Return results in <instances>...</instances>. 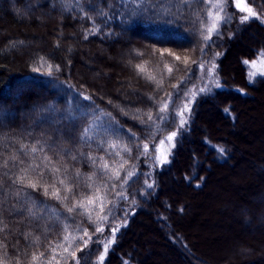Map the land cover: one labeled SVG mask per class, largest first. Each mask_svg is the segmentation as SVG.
<instances>
[{
	"label": "trees",
	"instance_id": "trees-1",
	"mask_svg": "<svg viewBox=\"0 0 264 264\" xmlns=\"http://www.w3.org/2000/svg\"><path fill=\"white\" fill-rule=\"evenodd\" d=\"M246 1L241 23L233 0H0V264H157L135 248L139 219L177 264H264V141L231 132L264 88L244 63L264 53V0ZM209 109L222 131L202 129ZM216 166L248 181L217 217L222 256L192 245L186 217Z\"/></svg>",
	"mask_w": 264,
	"mask_h": 264
},
{
	"label": "rangeland",
	"instance_id": "rangeland-1",
	"mask_svg": "<svg viewBox=\"0 0 264 264\" xmlns=\"http://www.w3.org/2000/svg\"><path fill=\"white\" fill-rule=\"evenodd\" d=\"M237 2L243 4H247L248 7L252 6L246 1V0H233L231 3V7L229 10L236 6ZM224 13L223 17L225 18V10L227 9V6L223 7ZM253 9V8H252ZM44 29L40 30V33H44ZM250 37L255 38L256 34L254 32L250 33ZM243 42L242 40H240ZM240 42V43H241ZM264 54V53H263ZM232 56V55H231ZM232 59V57H230ZM261 61H264V56L260 55L258 59L248 62L249 67V76L251 79H253L256 75L264 74V63ZM255 62V67H253V63ZM118 63L120 65H124L123 59H119ZM214 63H212V66L208 69V76H211L214 70ZM217 69V66H215ZM109 77V75H107ZM17 89L19 88H26V86H29V83L25 84L21 80H17ZM38 87V86H36ZM40 91H46L44 88H41ZM255 96V102L252 104L246 106L254 105L252 110H249L248 112H242V117L238 124L236 126H231V132L240 134L243 132H246V130L251 128L255 132V136L253 138V143L256 147V144L259 145V148L251 147L252 149H263L262 142L264 141V88L261 90L256 91ZM180 103V101H178ZM177 103V104H178ZM217 104V102L215 103ZM164 113L163 117L169 118L172 116L173 113L171 112H165V107L163 106ZM177 114L183 113L182 107H176ZM211 110V109H209ZM212 111V112H211ZM211 111H207L208 116L206 117V123H202L201 127L205 130H211L214 132L215 130H221L224 128V126L220 123V119L215 114L214 109ZM242 111H245L243 109ZM181 117L179 118L178 122L181 124ZM243 135L246 137L247 133H243ZM258 137V139H257ZM256 142V143H255ZM160 152H165V148L161 149ZM242 151H238V155H241ZM255 161L249 162V166H253ZM244 173V172H242ZM241 172L238 173L237 171H231L226 167H215L212 174V179L210 180L207 190L203 193L196 194L194 198H192V204L191 207L188 208L186 212V217L188 219L194 220V225L191 224V229L194 230L196 233L188 230L189 233V239L192 243V245L203 254L206 253L210 256L208 251H211L213 253V256L215 255H224V252H228L233 248V233H229L226 231V224L229 222L226 221L225 224L218 223V215H223L222 211L223 208L226 206L223 204L225 201H228L229 203L235 202L236 200H239L242 197L241 190L244 189L246 185L247 180V174L245 176ZM221 182V183H219ZM223 183V184H222ZM221 184V185H220ZM178 182L173 181L170 182V187L174 190H177L180 192L182 198H188L187 193L184 190L178 189ZM249 187L250 182H249ZM242 199V198H241ZM208 200V203L206 205H203ZM201 203V204H200ZM202 205V206H200ZM229 207L226 206L225 210H227ZM233 216V214H232ZM200 217L206 218L205 223H200L199 219ZM196 218V220H195ZM198 218V219H197ZM208 218H210L208 220ZM234 220L236 219L235 216L233 217ZM138 222L140 223L139 226L136 228H133V233L136 237L135 242L136 250L139 251V247L141 244L143 245V248L145 249L144 255L153 262H156L157 264H177V258L175 257L174 253L167 250L168 248L160 243H158V238L154 235V230L157 229L156 225H149L147 221H142V219H139ZM198 222V223H197ZM235 223V222H234ZM146 224V227H145ZM148 224V225H147ZM233 225V222L231 223ZM237 226V224H236ZM238 227V226H237ZM131 233V231H130ZM236 234V233H235ZM113 239V237H112ZM111 239V240H112ZM235 242V241H234ZM140 252V251H139ZM181 258V257H180ZM179 258V259H180ZM183 261V258H181ZM180 261V260H179ZM181 262V261H180ZM180 264H183L180 263Z\"/></svg>",
	"mask_w": 264,
	"mask_h": 264
},
{
	"label": "snow or ice",
	"instance_id": "snow-or-ice-1",
	"mask_svg": "<svg viewBox=\"0 0 264 264\" xmlns=\"http://www.w3.org/2000/svg\"><path fill=\"white\" fill-rule=\"evenodd\" d=\"M214 6H215V8L217 9V14H216V16L214 17V22H213V24H212L211 27L208 29V31H209L210 33H211L213 30H215V29L217 28V23H216V22H217V21H221V15H220V12L222 11V9H223V7H224V4H223L222 2H218V3H216ZM236 7L240 10V12L245 13V14L242 15L241 18H240V22H241V23H245V22L249 21L252 17L256 16V13L253 11V9H252L251 7H248L246 3L242 5L241 3L237 2ZM208 15H209V17H212V13H211V12H210ZM206 38H207V37H206ZM261 55L264 56V54H261ZM177 59H179V57H177ZM261 62L264 63V61H261ZM244 63H245L246 66L248 65V62H247V61H245ZM252 66L255 67V62L253 63ZM48 68H49V72H51L52 66L49 65ZM137 68H138L139 71H141V72H143V71L145 70L143 65H138ZM250 82H251V81H250ZM203 91H205V89H201V92H203ZM166 107H167V105H165V108H166ZM161 111H164V109L162 108ZM185 111H190V109L187 107V105H185ZM181 115H183V113H181ZM149 119H151V116H149ZM160 119L164 120V119H166V117H163V116H162V117H160ZM181 123L183 124L184 121L182 120ZM176 135H177V134H176L175 132H173L170 136H168L167 139H168L169 141H172ZM144 147H145V149H147L148 145H145ZM32 151L35 152L36 149L33 148ZM164 162H165V161H161V163H164ZM105 167H107V165H105ZM20 179L23 180V177H21ZM61 183H63V181H61ZM31 187H32L33 189H35L36 185H35V184H31ZM149 187H151V185H149ZM45 193L47 194V189H45ZM52 195L56 196L57 199L60 198L58 192H54V193H52ZM89 203L91 204L92 201L90 200ZM69 211L71 212L72 209H69ZM106 218H107V217H105V219H106ZM97 231H100V229H97ZM115 231H116V229H113V233H115ZM105 250H107V246H106V249H105ZM73 255H75V253H73ZM34 259H35V257H34ZM99 259H100V261L102 262L103 259H104V256L101 255Z\"/></svg>",
	"mask_w": 264,
	"mask_h": 264
}]
</instances>
